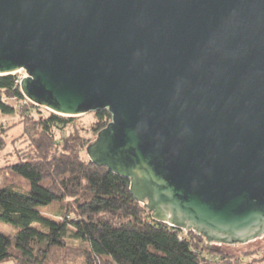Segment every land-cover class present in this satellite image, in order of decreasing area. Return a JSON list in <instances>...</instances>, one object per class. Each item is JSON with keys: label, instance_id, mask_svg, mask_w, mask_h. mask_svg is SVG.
Wrapping results in <instances>:
<instances>
[{"label": "water", "instance_id": "water-1", "mask_svg": "<svg viewBox=\"0 0 264 264\" xmlns=\"http://www.w3.org/2000/svg\"><path fill=\"white\" fill-rule=\"evenodd\" d=\"M36 107L107 110L89 161L154 221L264 235V0H0V76Z\"/></svg>", "mask_w": 264, "mask_h": 264}, {"label": "trees", "instance_id": "trees-1", "mask_svg": "<svg viewBox=\"0 0 264 264\" xmlns=\"http://www.w3.org/2000/svg\"><path fill=\"white\" fill-rule=\"evenodd\" d=\"M18 78L0 76L2 114L14 112L9 102L26 101ZM92 114V139L74 132L56 139L55 131L71 126L74 118L51 112L39 120L37 130H24L30 152L8 169L28 181L29 191L0 188V222L16 229L11 235L0 233V263L239 264V258L211 251L195 231L152 220L146 201L137 202L130 193L128 179L89 161L86 148L111 121L107 110ZM55 203L65 205L61 222L42 217L38 210ZM67 238L84 246L69 250ZM252 255L264 264V254Z\"/></svg>", "mask_w": 264, "mask_h": 264}, {"label": "rangeland", "instance_id": "rangeland-1", "mask_svg": "<svg viewBox=\"0 0 264 264\" xmlns=\"http://www.w3.org/2000/svg\"><path fill=\"white\" fill-rule=\"evenodd\" d=\"M19 78L24 76L22 71L16 73ZM26 100V99H25ZM14 108L12 114L0 113V136L3 140V147L0 148V188H11L21 193H27L29 191V183L23 177L12 173L8 167L18 163L30 152V146L28 138L24 135V130L33 132L36 129V125L41 118L48 116L47 110L39 108L33 105L29 101H23L21 105H17L14 102H9ZM71 126L67 127L63 131H55L56 139L59 136H67L74 132L80 137L92 139V135L89 132L90 126L95 121L94 115L88 113L86 115L74 117L72 119ZM84 155V154H83ZM64 204H52L45 208H39V212L42 217L54 222H61V215L64 212ZM69 234H72V230L69 228ZM16 229L11 226L0 222V233L13 234ZM206 245L217 254H225L230 257L239 258V264H260L251 259L257 252L264 254V235L260 238L247 242L244 244L225 245L219 243H207ZM66 245L69 250H76L83 247L79 241L72 238L66 239ZM259 256V255H258ZM80 257H77L79 259ZM78 263V262H77ZM0 264H14L13 262H4Z\"/></svg>", "mask_w": 264, "mask_h": 264}, {"label": "built area", "instance_id": "built-area-1", "mask_svg": "<svg viewBox=\"0 0 264 264\" xmlns=\"http://www.w3.org/2000/svg\"><path fill=\"white\" fill-rule=\"evenodd\" d=\"M23 77H24V76H23ZM23 77L18 78V81H17V84H18V85L20 84V81H21V79H22Z\"/></svg>", "mask_w": 264, "mask_h": 264}]
</instances>
